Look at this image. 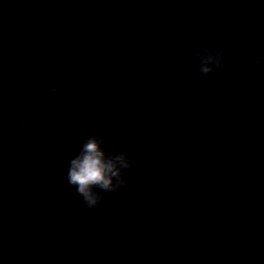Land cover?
I'll return each mask as SVG.
<instances>
[{
    "label": "water",
    "instance_id": "1",
    "mask_svg": "<svg viewBox=\"0 0 264 264\" xmlns=\"http://www.w3.org/2000/svg\"><path fill=\"white\" fill-rule=\"evenodd\" d=\"M90 136L131 162L92 209ZM0 264H264V2L0 0Z\"/></svg>",
    "mask_w": 264,
    "mask_h": 264
},
{
    "label": "clouds",
    "instance_id": "2",
    "mask_svg": "<svg viewBox=\"0 0 264 264\" xmlns=\"http://www.w3.org/2000/svg\"><path fill=\"white\" fill-rule=\"evenodd\" d=\"M197 55L199 70L204 74L212 72L223 60V53L214 49H206L204 53ZM26 126L25 122L20 123L21 130ZM103 144L102 137L86 138L78 154L70 159L68 165V183L75 188L89 209L95 208L101 202L97 189L114 192L124 186L126 184L124 172L131 167L127 152L109 154Z\"/></svg>",
    "mask_w": 264,
    "mask_h": 264
}]
</instances>
